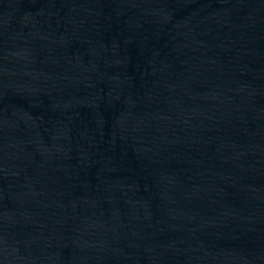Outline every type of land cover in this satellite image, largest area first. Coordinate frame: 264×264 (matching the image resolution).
Segmentation results:
<instances>
[{
    "label": "water",
    "instance_id": "95a60500",
    "mask_svg": "<svg viewBox=\"0 0 264 264\" xmlns=\"http://www.w3.org/2000/svg\"><path fill=\"white\" fill-rule=\"evenodd\" d=\"M0 264H264V0H0Z\"/></svg>",
    "mask_w": 264,
    "mask_h": 264
}]
</instances>
